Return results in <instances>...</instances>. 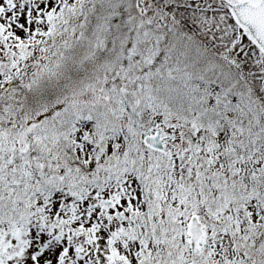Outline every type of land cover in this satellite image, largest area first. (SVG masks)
<instances>
[{
	"label": "snow or ice",
	"instance_id": "1",
	"mask_svg": "<svg viewBox=\"0 0 264 264\" xmlns=\"http://www.w3.org/2000/svg\"><path fill=\"white\" fill-rule=\"evenodd\" d=\"M0 264H264V0H0Z\"/></svg>",
	"mask_w": 264,
	"mask_h": 264
}]
</instances>
